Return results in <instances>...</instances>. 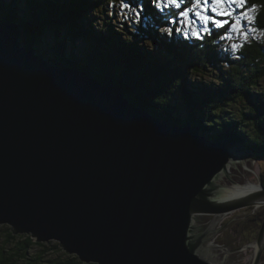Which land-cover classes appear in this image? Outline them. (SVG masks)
I'll list each match as a JSON object with an SVG mask.
<instances>
[{
	"label": "water",
	"instance_id": "water-1",
	"mask_svg": "<svg viewBox=\"0 0 264 264\" xmlns=\"http://www.w3.org/2000/svg\"><path fill=\"white\" fill-rule=\"evenodd\" d=\"M23 33L0 19V225L86 264H238L235 242L214 236L230 214L264 207V189L234 181L252 152L52 65ZM254 248L262 264L264 223Z\"/></svg>",
	"mask_w": 264,
	"mask_h": 264
},
{
	"label": "trees",
	"instance_id": "trees-1",
	"mask_svg": "<svg viewBox=\"0 0 264 264\" xmlns=\"http://www.w3.org/2000/svg\"><path fill=\"white\" fill-rule=\"evenodd\" d=\"M125 2L143 5V11L139 19L126 20L124 27L105 19L102 25L97 22L100 14L109 16L111 3L120 5L121 0H0V19L22 27L25 44L42 47L38 55L52 65L95 71L101 82L119 86L130 102L163 121L199 126L212 141L241 137L246 148L264 157V93L259 89L264 43L244 44L235 56L219 54V41L228 27L203 39L185 38L177 9L167 8L165 13L151 0ZM254 5L255 26L264 31V0H247V9ZM166 26L172 33L165 37L181 42L170 39L168 46L174 50L162 51L154 36ZM41 39L48 46H41ZM247 96L251 102L245 101ZM237 100L246 102L238 111L231 107ZM253 100L261 103L259 117ZM2 227L0 264H86L56 242L36 243Z\"/></svg>",
	"mask_w": 264,
	"mask_h": 264
},
{
	"label": "rangeland",
	"instance_id": "rangeland-1",
	"mask_svg": "<svg viewBox=\"0 0 264 264\" xmlns=\"http://www.w3.org/2000/svg\"><path fill=\"white\" fill-rule=\"evenodd\" d=\"M132 4V3H131ZM133 5V8L136 7V5L132 4ZM164 12L167 13L169 9H167V7L163 8ZM249 9H247L245 7V9H243L242 11H247ZM112 11H115L113 13V15L111 14ZM238 11H241V10H238ZM107 14H109V16L106 18V17H103L101 14H100V17L97 18V22H100V24L102 25V23L104 24V21L107 20L108 23L111 21L112 22V25H114L115 27L117 26H123L126 24V20H130L129 18H135V20H137V17L135 16V13L134 11L132 10H127V11H122L121 10V4L120 5H115V4H112L110 5L109 7V11H107ZM251 15L254 16L255 18V13L254 12H251L250 13ZM142 14L140 13V16ZM105 19V20H104ZM101 20V21H99ZM242 23H247L246 21L242 20ZM95 25H97L95 23ZM128 25H130L129 27H134V26H131L133 25L132 23H128ZM99 26V25H98ZM210 27H212L210 25ZM225 27H228L227 25ZM169 27L166 26V27H163L161 28L160 30L157 31L158 34H155L154 36V41L156 44H158L159 48L164 51L165 49H169V50H174L173 47H169V43H170V39H175L178 43H180L181 41L177 38H172V37H169L168 39L165 37L166 36H169L168 35V32L166 31V29H168ZM251 28H255L257 29V31L255 33H252L251 31H249V36H248V40L245 41L243 36L240 35V34H237V33H234L232 32L229 28H228V33L225 35V37H228L230 36L231 39H228V38H224L222 37L221 38V41H219V46H220V50L218 51L219 54H224V53H232V55H237V53L239 52V50L242 48H240L239 50H236L234 51L232 48H231V45L232 44H241V45H244V44H249L251 43L252 41L256 40V41H260V42H263L264 43V31L257 28L255 26V19L253 20V22L251 23H247V28L245 30H249ZM222 28H219V27H213L212 28V32L211 33H215L219 30H221ZM179 31L182 33L183 30L179 29ZM175 33L177 34L178 33V30H175ZM164 38L163 41H159L158 38ZM188 37H192L191 34H189ZM195 38V37H194ZM147 42V41H146ZM167 43V45H164V43ZM40 43H41V46H48V42L47 41H44L43 39L40 40ZM24 44V43H23ZM150 44L148 43L147 46H149ZM42 48V47H41ZM41 48H38L41 50ZM242 58H240L241 60ZM76 69H79V70H83V68H78V67H74ZM241 71H242V68L240 67ZM212 70H214V68H212ZM225 70V69H224ZM249 70V69H248ZM84 71V70H83ZM86 72L88 76H90L91 78L93 79H98L100 80L98 77H97V73L95 71H84ZM260 92H263L264 93V78L260 81ZM119 87V86H117ZM120 88V87H119ZM252 93V94H251ZM251 93H246L248 96L249 94L251 95H254L255 92L254 91H251ZM247 96V99H245V101L249 100L250 101V98ZM244 100L243 101H240V100H237L236 101V104H231V107L234 109V110H239L240 107H244ZM251 102V101H250ZM246 103V102H245ZM253 103L254 105L256 106V110L257 112L255 111L256 113V117H259L261 115L258 114L259 111L262 112V107H261V103H258V101H254L253 100ZM246 108V107H245ZM173 126H176V127H180V128H191L193 126H191V123L189 125H185L184 123H182L181 125H174V123H172ZM170 124V125H172ZM249 125H251L252 127H255L254 126V123H249ZM194 128H201L199 126H196ZM256 129V128H255ZM201 130V129H200ZM201 132V131H200ZM237 133V132H236ZM238 134V133H237ZM205 136V135H204ZM207 137V136H206ZM209 138V137H208ZM237 140L235 139H232V140H229L227 138L223 139V140H226L228 142H233L235 144H237V146L243 150V151H251L252 152V159L256 160V161H253V168L255 169H251V171L253 172H248V174H246V172L242 171L241 173L244 174L246 180L242 177L239 178H234V181H236L238 184L240 185H246L248 186V183H252L254 184L253 186L256 187V188H259V189H264V157L260 154H257L252 151V149H249V148H246L245 146H248L246 145L243 140L241 139V137H237ZM212 141V140H211ZM222 141V140H221ZM221 141H214V142H221ZM242 143V144H241ZM254 173L256 174V176L254 175ZM228 174L230 175H236L237 173H234V172H228ZM258 178V179H257ZM249 187V186H248ZM251 187V186H250ZM249 209V210H248ZM249 212V213H248ZM254 214V215H253ZM252 215V216H251ZM235 216L239 217L240 219H237ZM250 216V217H248ZM261 216V218H260ZM234 218L236 219V221H233L234 219H231L233 222V224H235V226H240L238 228L237 231H241L244 229V227H241V226H252V232H253V235H249V237L251 238V241H252V245H250L249 248H252V249H249V248H245L247 250L243 251V252H240V253H236L234 255H232V259H234L233 257H237V259L234 260V262L238 263V264H251V262L253 261V258H254V253L256 252V248L255 245H256V242L258 241V237H259V232L261 230V226H263V223H264V207H258V208H246V209H242L240 211H236L232 214H230L229 216H227L226 218L223 219V223L225 222L224 220H228L231 222L230 218ZM248 217V218H246ZM245 218V219H244ZM250 221V222H249ZM231 223V224H232ZM2 226H8V225H0V234H2L1 232V229H3ZM256 226L255 228V233H254V227ZM244 229V232L248 234V229ZM231 234H234V232H230ZM219 235V234H218ZM217 235V236H218ZM238 236H235L233 239L234 240H237ZM240 242H241V239L239 237V240L238 242H235L233 243L231 246H230V250L227 249L228 252H233V251H236L237 249L241 248L243 249L245 246H242V247H239L240 246ZM228 242L225 240H222V243H221V246H225L224 249L227 248L226 244ZM232 243V242H231ZM45 244H49L48 243H45ZM248 245V244H247ZM246 245V246H247ZM238 247V248H237ZM221 249V248H220ZM50 258V257H49ZM262 264H264V255H263V258H262Z\"/></svg>",
	"mask_w": 264,
	"mask_h": 264
},
{
	"label": "snow or ice",
	"instance_id": "snow-or-ice-1",
	"mask_svg": "<svg viewBox=\"0 0 264 264\" xmlns=\"http://www.w3.org/2000/svg\"><path fill=\"white\" fill-rule=\"evenodd\" d=\"M151 2L161 10L165 7L178 10L177 15L184 26L182 34L185 38L191 34L196 39H203L204 36L211 35L213 27L225 28L227 25L232 32L242 35L244 40L247 41L249 31L252 33L257 31L255 28L245 30L247 23H251L255 19L250 13L255 12L256 9L254 5L251 9L242 11L247 5V0H188L189 6H185L186 0H151ZM121 10H132L139 19L140 13L143 11V5H137L133 8L130 2L121 0ZM242 20L247 23H242ZM166 31L169 34L172 33L171 28L166 29ZM224 38L231 39L230 36ZM241 47H243L241 44L231 45L234 51L239 50Z\"/></svg>",
	"mask_w": 264,
	"mask_h": 264
},
{
	"label": "flooded vegetation",
	"instance_id": "flooded-vegetation-1",
	"mask_svg": "<svg viewBox=\"0 0 264 264\" xmlns=\"http://www.w3.org/2000/svg\"><path fill=\"white\" fill-rule=\"evenodd\" d=\"M239 211V210H238ZM237 219H240L239 217H237V216H235ZM206 219V221H207V223L209 224L210 223V221L213 219L212 217H206L205 218ZM231 219H234L233 217L232 218H230V220ZM225 222L223 223H221V226H218V228H220V229H222L223 231H219L218 233H219V235L217 236V235H215L214 237V240L217 242V243H219L220 245H221V243H222V240H225L226 239V241L228 242L227 244H226V246L228 245H230L231 244V242L233 243V242H238V240H234L233 238L235 237V236H240V239H241V242H240V246L239 247H242V246H245V248H249L250 247V245H252V241H251V238L249 237V235H253V232H252V226H241V227H244V229H247L248 227H249V229H248V234L247 233H245L244 232V229L243 230H241V231H237L238 230V228L240 227V226H235V224H231V222H232V220H231V222L230 221H228V220H224ZM235 221V220H234ZM250 222V221H249ZM255 228H256V226L254 227V233H255ZM230 232H234V234H231ZM248 244V245H247ZM247 245V246H246ZM223 247H225V246H223ZM238 248V247H237ZM242 249L241 248H239V249H237L236 250V252L235 253H237V252H240ZM234 259H237L238 260V258L237 257H233Z\"/></svg>",
	"mask_w": 264,
	"mask_h": 264
},
{
	"label": "bare ground",
	"instance_id": "bare-ground-1",
	"mask_svg": "<svg viewBox=\"0 0 264 264\" xmlns=\"http://www.w3.org/2000/svg\"><path fill=\"white\" fill-rule=\"evenodd\" d=\"M86 24H87V23H86ZM80 28H81V27H80ZM44 41H45V40H44ZM47 42H48V41H47ZM58 45H59V44H58ZM60 48H62V47H60ZM40 52H41V50L38 49L36 53L39 54ZM40 56H41V55H40ZM42 58H43V57H42ZM43 59H44V58H43ZM44 60H45V59H44ZM45 61H46V60H45ZM157 118H158V117H157ZM158 119H160V118H158ZM161 121H163V120L161 119ZM200 131H201V130L199 129V135L204 136V134H202ZM228 172H229V170H228ZM253 185H254V184H252V183H250V182L248 183V186H249V187H250V186H251V187H254ZM243 186H246V185H243ZM248 186H247V187H248ZM255 188H256V187H255ZM248 210H249V209H248ZM248 213H249V212H248Z\"/></svg>",
	"mask_w": 264,
	"mask_h": 264
}]
</instances>
